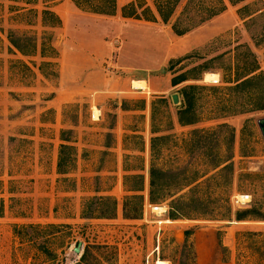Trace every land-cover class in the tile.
I'll use <instances>...</instances> for the list:
<instances>
[{
  "label": "rangeland",
  "instance_id": "obj_1",
  "mask_svg": "<svg viewBox=\"0 0 264 264\" xmlns=\"http://www.w3.org/2000/svg\"><path fill=\"white\" fill-rule=\"evenodd\" d=\"M160 1L114 0L99 15L96 0H0V264H77L86 249L84 264H264V110L224 100L242 64L264 76V0H180L167 24ZM199 14L212 17L174 33ZM187 86L200 89L191 125L179 122ZM152 166L165 173L155 203ZM133 195L135 220L123 214ZM94 197L115 199L116 216L84 220Z\"/></svg>",
  "mask_w": 264,
  "mask_h": 264
},
{
  "label": "trees",
  "instance_id": "obj_2",
  "mask_svg": "<svg viewBox=\"0 0 264 264\" xmlns=\"http://www.w3.org/2000/svg\"><path fill=\"white\" fill-rule=\"evenodd\" d=\"M180 0H161L160 2H156V10L158 12V15L160 16L163 23L167 24L171 17L173 16L175 9L178 5ZM222 4V0H219ZM230 1V0H229ZM75 3L78 2V0H74ZM166 5L164 7L163 5ZM187 5L184 7L186 9ZM225 7V6H223ZM115 3L114 0H96L95 8H92L91 11L94 14L99 15H111L114 11ZM183 9V10H184ZM185 12L187 10H184ZM220 12L216 11L211 13L213 16L218 14ZM201 14H199L197 17H201ZM212 15H207L201 17L198 22H187V26L180 28L177 24V22L180 21V18H177L175 23L172 25V29L174 33L177 36H182L197 27V25H200L203 23L206 18L212 17ZM16 48L20 49L19 46L15 43L13 44ZM237 67L239 66V63L236 64ZM202 73H208L209 69L207 66H203L201 68ZM254 71L252 68H250L247 64H242V68H236V80L232 87L227 88L226 91L228 94L224 98L225 103L231 102L233 99H248L251 101V103L254 102H260L261 106L258 107L259 110H264V76L263 75H257L252 76V73ZM245 73H248L245 75ZM245 75V76H244ZM185 81V76L180 75L172 79L171 83L172 86H177ZM199 87V86H198ZM197 86H187L181 89V95L183 98V103L181 104L179 111V122H183L186 125L194 124L197 120L196 114L193 112L192 104H193V94L195 91L200 90ZM241 109L237 111V113H246L251 111V108H247L244 106V104L241 105ZM224 114L229 113V109L223 110ZM254 111V110H252ZM157 139V138H156ZM62 141H65L62 139ZM155 141V139L152 140V144ZM153 148V145L151 146ZM70 149L68 146L61 145L59 156H58V162H57V168L58 173L63 175L65 174V166L67 165L69 158L66 155V151ZM227 166H225L226 168ZM149 201L152 203H155V201L162 199L164 197V186H163V178L165 177V173L152 166L149 170ZM139 177V176H138ZM138 179V178H136ZM142 189L140 188H134L129 190L130 192H139ZM180 199L179 201H181ZM130 205V206H129ZM142 210V198L137 195L128 196L125 199V202L123 204V214L126 219H138ZM117 213V201L111 197H94L89 200H87L84 203L83 209H82V218L84 220H90V219H112L116 216ZM250 212H237L235 215V221L236 222H242L248 219ZM179 216L183 217V212H181L180 208L178 209H172L170 218L172 220H176ZM262 219V218H261ZM195 232V229L191 228L189 230H186L184 232V244L182 249L186 248L188 246L189 238L193 235ZM219 239V238H218ZM222 250L224 251V247L220 244ZM88 249H86L85 253L81 256L80 262L77 264H84L85 258L87 257ZM225 260V259H224ZM182 264H189V262H183ZM194 264V263H192Z\"/></svg>",
  "mask_w": 264,
  "mask_h": 264
},
{
  "label": "bare ground",
  "instance_id": "obj_3",
  "mask_svg": "<svg viewBox=\"0 0 264 264\" xmlns=\"http://www.w3.org/2000/svg\"><path fill=\"white\" fill-rule=\"evenodd\" d=\"M204 78H205L204 80L208 81V82H213V83H217L218 82L217 75L212 74V73H206L204 75ZM131 86H132L133 89H136V90H145V89H147V85H146V83L144 81L134 80L132 82ZM97 113L98 112L95 110L94 117L96 116ZM160 210H162V209H155V211H160ZM155 264H167V263L164 262V261L158 260Z\"/></svg>",
  "mask_w": 264,
  "mask_h": 264
},
{
  "label": "water",
  "instance_id": "obj_4",
  "mask_svg": "<svg viewBox=\"0 0 264 264\" xmlns=\"http://www.w3.org/2000/svg\"><path fill=\"white\" fill-rule=\"evenodd\" d=\"M174 102H177V98L175 96H174ZM258 128H259L260 133L262 135V138L264 140V118H262L258 121Z\"/></svg>",
  "mask_w": 264,
  "mask_h": 264
},
{
  "label": "crops",
  "instance_id": "obj_5",
  "mask_svg": "<svg viewBox=\"0 0 264 264\" xmlns=\"http://www.w3.org/2000/svg\"><path fill=\"white\" fill-rule=\"evenodd\" d=\"M140 81V80H139ZM129 93V92H128Z\"/></svg>",
  "mask_w": 264,
  "mask_h": 264
},
{
  "label": "built area",
  "instance_id": "obj_6",
  "mask_svg": "<svg viewBox=\"0 0 264 264\" xmlns=\"http://www.w3.org/2000/svg\"><path fill=\"white\" fill-rule=\"evenodd\" d=\"M238 203V202H237Z\"/></svg>",
  "mask_w": 264,
  "mask_h": 264
}]
</instances>
